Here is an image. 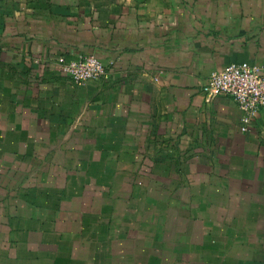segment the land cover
<instances>
[{"label":"crops","instance_id":"1","mask_svg":"<svg viewBox=\"0 0 264 264\" xmlns=\"http://www.w3.org/2000/svg\"><path fill=\"white\" fill-rule=\"evenodd\" d=\"M243 62L264 0H0V264H264V108L203 91Z\"/></svg>","mask_w":264,"mask_h":264},{"label":"built area","instance_id":"2","mask_svg":"<svg viewBox=\"0 0 264 264\" xmlns=\"http://www.w3.org/2000/svg\"><path fill=\"white\" fill-rule=\"evenodd\" d=\"M59 65L76 85L100 80L108 73L105 63L95 55L82 56L78 61L61 58ZM203 91L208 98H232L242 112L241 130L248 132L264 108V68L250 62L230 64L213 72L203 85Z\"/></svg>","mask_w":264,"mask_h":264}]
</instances>
